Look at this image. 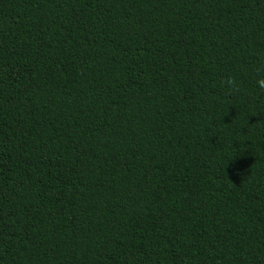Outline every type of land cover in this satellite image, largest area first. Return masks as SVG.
I'll return each mask as SVG.
<instances>
[{
  "label": "trees",
  "instance_id": "16d2710c",
  "mask_svg": "<svg viewBox=\"0 0 264 264\" xmlns=\"http://www.w3.org/2000/svg\"><path fill=\"white\" fill-rule=\"evenodd\" d=\"M262 69L264 0H0V264H264Z\"/></svg>",
  "mask_w": 264,
  "mask_h": 264
},
{
  "label": "clouds",
  "instance_id": "9594fccd",
  "mask_svg": "<svg viewBox=\"0 0 264 264\" xmlns=\"http://www.w3.org/2000/svg\"><path fill=\"white\" fill-rule=\"evenodd\" d=\"M262 70H264V69H262ZM222 84L229 94L237 93L239 91V88H240L238 81L231 75L226 76L222 80ZM256 84L260 89H264V76H261L260 78H258L256 81Z\"/></svg>",
  "mask_w": 264,
  "mask_h": 264
}]
</instances>
